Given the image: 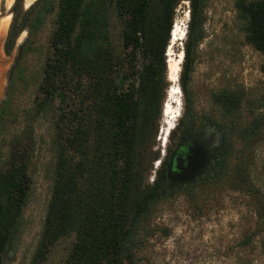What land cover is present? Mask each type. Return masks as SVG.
<instances>
[{
    "label": "trees",
    "instance_id": "1",
    "mask_svg": "<svg viewBox=\"0 0 264 264\" xmlns=\"http://www.w3.org/2000/svg\"><path fill=\"white\" fill-rule=\"evenodd\" d=\"M183 2L190 13L179 78L184 114L170 135L174 145L161 158L156 140L172 85L167 53ZM208 3L37 0L25 9L24 0H15L5 53L12 54L23 33L28 36L10 72L11 88L25 80L24 60L36 51L37 36L48 22L51 32L41 81L32 107L23 113L22 128L7 138L8 101L0 114V264H5L32 190L39 118L49 121L53 164L36 259L44 260L61 240L73 238L65 264H140L135 240L166 191L173 155L182 140L205 126L197 124L190 82L206 36ZM235 8L246 43L264 56V0H236ZM115 20L122 25L118 39ZM213 97L233 135L247 141L259 137L264 103L252 106L243 90L224 89ZM244 107L254 118L242 128L233 118ZM214 123L218 130L229 127ZM242 164L238 159L235 170L243 183L248 180ZM258 216L264 221L263 202Z\"/></svg>",
    "mask_w": 264,
    "mask_h": 264
},
{
    "label": "rangeland",
    "instance_id": "2",
    "mask_svg": "<svg viewBox=\"0 0 264 264\" xmlns=\"http://www.w3.org/2000/svg\"><path fill=\"white\" fill-rule=\"evenodd\" d=\"M235 2L209 0L206 36L197 51L190 82L197 124L210 120L229 126L227 130H218L215 125V131L210 135L218 139L215 147L224 146L220 171L215 178L175 196L163 194L159 197L135 240V253L140 264H264V221L258 216L259 204L264 203V128L259 137L252 141H247L242 135L238 138L236 133L233 135L230 120L221 117L213 97L214 93L224 89L243 90L246 93L245 100L252 106L264 103V56L246 43ZM6 3L7 0H1L0 23L8 18L5 30L7 36L15 0L9 8ZM188 10V2H183L177 10L174 27L180 25L185 33H182L183 39L180 41L173 40L172 34L168 61H175L180 53L183 54L189 22ZM121 27V22L115 20V39H118ZM50 32L51 24L48 22L37 36L36 51L24 60L25 80H18L12 88L10 72L28 34L25 32L19 37L9 56L4 50L6 36H0V60L5 65L0 82V114L8 101L7 138L22 128L23 113L33 105L49 47ZM1 39L4 40L1 42ZM181 69L182 64L178 81L175 84L170 81V90L176 88L178 94H170L169 90L164 104V107L167 104L171 107L173 116L165 117L163 111L156 140V149L161 150V158L174 145L170 135L184 114V94L179 80ZM173 112L180 115L175 118ZM253 118L250 110L244 107L233 120L243 128ZM170 124L173 128L165 140L166 129ZM35 130L37 144L32 167V190L19 229L5 254V264H65L74 240H61L44 260L36 259L52 191L53 156L49 148L48 119L39 118ZM238 159L243 162V177L248 180L243 183L239 181L235 170ZM159 163H155V170L159 168ZM153 178L154 174L150 182Z\"/></svg>",
    "mask_w": 264,
    "mask_h": 264
},
{
    "label": "water",
    "instance_id": "3",
    "mask_svg": "<svg viewBox=\"0 0 264 264\" xmlns=\"http://www.w3.org/2000/svg\"><path fill=\"white\" fill-rule=\"evenodd\" d=\"M36 1L37 0L26 7V9L30 8ZM188 14L190 20L189 10ZM188 142L190 143L189 146L182 143L179 145L178 150L173 155L171 165L169 166V177L171 178V174L176 175V180L179 183L194 180L209 166L213 159L214 147L218 143V139L213 136L205 141H201L200 136L197 135L191 137ZM173 169H175V171ZM173 181L175 182L174 179Z\"/></svg>",
    "mask_w": 264,
    "mask_h": 264
},
{
    "label": "flooded vegetation",
    "instance_id": "4",
    "mask_svg": "<svg viewBox=\"0 0 264 264\" xmlns=\"http://www.w3.org/2000/svg\"><path fill=\"white\" fill-rule=\"evenodd\" d=\"M204 124H205V126L200 129V132L198 134L194 135V136H197V135L200 136L201 141H205L206 139H208L210 137V135L215 131V129H214L215 124L212 123L210 120L205 121ZM194 136H192V137H194ZM190 138L191 137H189L185 140H182L180 142V144L182 143V144H185L186 146H189L190 143L188 142V140ZM214 150L215 151L213 154V159H212L208 169L204 173H202L201 175L197 176L194 180L187 181L185 183H179L176 180V175L171 174V178L169 177V169H168L167 175H168L169 184L166 188V191L163 194L165 196H169V197L175 196V194L180 193L182 191H186L188 189H191L194 186H196L197 184H200L201 182H205L207 180L215 178L217 172L220 171L219 165H220L221 160H222V150L220 149L219 146L215 147ZM172 160H171V162H172ZM170 165H171V163H170ZM173 170L175 171V169H173ZM173 179L175 180V182L173 181Z\"/></svg>",
    "mask_w": 264,
    "mask_h": 264
},
{
    "label": "bare ground",
    "instance_id": "5",
    "mask_svg": "<svg viewBox=\"0 0 264 264\" xmlns=\"http://www.w3.org/2000/svg\"><path fill=\"white\" fill-rule=\"evenodd\" d=\"M14 0H7V8H9L12 3H13ZM35 0H25V5L26 6H30ZM7 25H8V18H5L4 20L1 21L0 23V36L3 37V35L5 34L6 36V33H5V30L7 28ZM182 33H185L183 31V29H180V25H176L174 28H173V40H177V41H180L182 40ZM4 36V37H5ZM179 36H181V38H179ZM4 40V39H3ZM1 39V42L3 41ZM169 56H171L169 54ZM1 58V57H0ZM182 61H183V54L180 53V55L178 56V58L173 61V60H169L168 61V68H169V71H170V76H169V80L175 84L174 82H177L178 81V76H179V73H180V66L182 64ZM1 62V60H0ZM4 69H5V65L2 64V62L0 63V82H1V78H2V74L4 72ZM173 87V86H172ZM171 93H175V94H178L177 92V89L176 88H173V90H170V94ZM174 94V95H175ZM171 97V96H170ZM171 107H169V105L167 104L166 107H164V116L165 117H169L170 115H172V110H170ZM175 113V118H177L180 114L176 113V112H173ZM178 114V115H177ZM173 116V115H172ZM174 119V117H173ZM170 128H169V131L173 128V125L170 124Z\"/></svg>",
    "mask_w": 264,
    "mask_h": 264
},
{
    "label": "crops",
    "instance_id": "6",
    "mask_svg": "<svg viewBox=\"0 0 264 264\" xmlns=\"http://www.w3.org/2000/svg\"><path fill=\"white\" fill-rule=\"evenodd\" d=\"M0 10H1V0H0Z\"/></svg>",
    "mask_w": 264,
    "mask_h": 264
}]
</instances>
